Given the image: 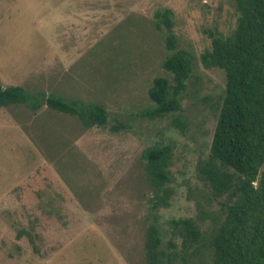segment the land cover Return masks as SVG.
<instances>
[{"label":"rangeland","instance_id":"1","mask_svg":"<svg viewBox=\"0 0 264 264\" xmlns=\"http://www.w3.org/2000/svg\"><path fill=\"white\" fill-rule=\"evenodd\" d=\"M166 9L179 47L196 58L181 98L185 133L172 125L177 115L143 114L154 107L153 80L170 77L168 31L155 18ZM238 18L235 0H0L1 83L103 104L110 115L107 127L87 129L47 107L0 108V264H140L150 222L166 248L170 222L197 217V163L210 152L226 89L224 73L206 68L203 55L212 48L209 32L229 36ZM154 145L174 153L175 195L158 210L148 203L140 163ZM40 192L60 194V217L39 210ZM219 209L216 201L205 210ZM34 219L40 253L17 238Z\"/></svg>","mask_w":264,"mask_h":264},{"label":"trees","instance_id":"2","mask_svg":"<svg viewBox=\"0 0 264 264\" xmlns=\"http://www.w3.org/2000/svg\"><path fill=\"white\" fill-rule=\"evenodd\" d=\"M235 1L236 28L229 36L209 32L212 48L203 55L206 68L224 73L226 89L217 108L210 152L197 163V177L203 184L196 202L197 217L172 220L166 248L162 231L150 222L140 264H264V0ZM155 18L157 29L165 25L168 31L169 56L163 68L172 79L160 76L153 80L148 95L154 107L143 114L150 119L177 115L172 125L185 133L181 98L196 58L179 47L170 9L156 12ZM12 107H25L33 114L47 107L53 113L76 117L87 129L109 124V111L103 104L34 95L23 86L5 87L0 81V108ZM173 156L171 145L150 146L141 155L152 210L169 208L175 195L170 170ZM38 195L39 210L48 217H60L62 209L55 205L60 194H46L45 199V193ZM216 201L220 209L213 215L205 209ZM207 220L210 225L205 227ZM37 223L38 219L30 221L17 238L27 237L33 251L40 253Z\"/></svg>","mask_w":264,"mask_h":264}]
</instances>
